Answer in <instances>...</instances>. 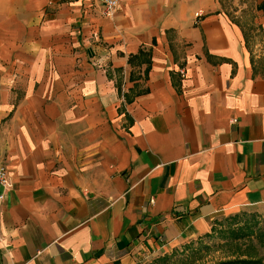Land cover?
<instances>
[{
    "label": "crops",
    "instance_id": "obj_1",
    "mask_svg": "<svg viewBox=\"0 0 264 264\" xmlns=\"http://www.w3.org/2000/svg\"><path fill=\"white\" fill-rule=\"evenodd\" d=\"M0 264H170L264 209V0H0Z\"/></svg>",
    "mask_w": 264,
    "mask_h": 264
},
{
    "label": "rangeland",
    "instance_id": "obj_2",
    "mask_svg": "<svg viewBox=\"0 0 264 264\" xmlns=\"http://www.w3.org/2000/svg\"><path fill=\"white\" fill-rule=\"evenodd\" d=\"M236 216L224 218L204 242L178 253L170 264H217L248 259L253 264H264V209H249Z\"/></svg>",
    "mask_w": 264,
    "mask_h": 264
},
{
    "label": "built area",
    "instance_id": "obj_3",
    "mask_svg": "<svg viewBox=\"0 0 264 264\" xmlns=\"http://www.w3.org/2000/svg\"><path fill=\"white\" fill-rule=\"evenodd\" d=\"M98 2L103 7L104 15L112 16L118 8L119 0H98ZM0 187L4 189L11 187L9 175L5 167H0ZM1 199L2 195H0V200Z\"/></svg>",
    "mask_w": 264,
    "mask_h": 264
},
{
    "label": "trees",
    "instance_id": "obj_4",
    "mask_svg": "<svg viewBox=\"0 0 264 264\" xmlns=\"http://www.w3.org/2000/svg\"><path fill=\"white\" fill-rule=\"evenodd\" d=\"M238 216H233L234 219H236ZM253 264L252 260H231V261H226V262H221L217 264Z\"/></svg>",
    "mask_w": 264,
    "mask_h": 264
}]
</instances>
